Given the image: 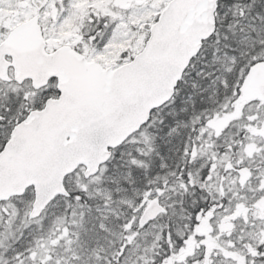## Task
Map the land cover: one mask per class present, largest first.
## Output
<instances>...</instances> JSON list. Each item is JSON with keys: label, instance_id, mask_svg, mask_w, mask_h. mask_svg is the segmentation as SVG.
Instances as JSON below:
<instances>
[{"label": "snow or ice", "instance_id": "6c2138e0", "mask_svg": "<svg viewBox=\"0 0 264 264\" xmlns=\"http://www.w3.org/2000/svg\"><path fill=\"white\" fill-rule=\"evenodd\" d=\"M0 264H264V0H0Z\"/></svg>", "mask_w": 264, "mask_h": 264}]
</instances>
